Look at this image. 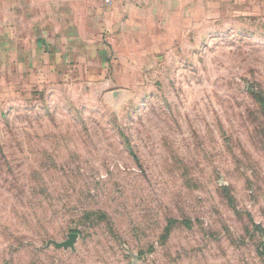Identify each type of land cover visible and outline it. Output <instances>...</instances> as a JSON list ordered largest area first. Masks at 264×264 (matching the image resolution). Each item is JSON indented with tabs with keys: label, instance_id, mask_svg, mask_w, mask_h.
<instances>
[{
	"label": "rangeland",
	"instance_id": "obj_1",
	"mask_svg": "<svg viewBox=\"0 0 264 264\" xmlns=\"http://www.w3.org/2000/svg\"><path fill=\"white\" fill-rule=\"evenodd\" d=\"M219 4L108 71L0 62V264H264V0Z\"/></svg>",
	"mask_w": 264,
	"mask_h": 264
},
{
	"label": "crops",
	"instance_id": "obj_2",
	"mask_svg": "<svg viewBox=\"0 0 264 264\" xmlns=\"http://www.w3.org/2000/svg\"><path fill=\"white\" fill-rule=\"evenodd\" d=\"M221 1L0 0V62L10 57L12 72L29 61L32 72L43 65L64 73L98 60L108 71L115 52L124 56L148 36L220 17Z\"/></svg>",
	"mask_w": 264,
	"mask_h": 264
},
{
	"label": "water",
	"instance_id": "obj_3",
	"mask_svg": "<svg viewBox=\"0 0 264 264\" xmlns=\"http://www.w3.org/2000/svg\"><path fill=\"white\" fill-rule=\"evenodd\" d=\"M78 233L76 232H73V233H70L68 235V239L65 240V241H61V242H58V241H50L51 243H53L55 245V247L57 248H72V249H75V243L78 239Z\"/></svg>",
	"mask_w": 264,
	"mask_h": 264
},
{
	"label": "trees",
	"instance_id": "obj_4",
	"mask_svg": "<svg viewBox=\"0 0 264 264\" xmlns=\"http://www.w3.org/2000/svg\"><path fill=\"white\" fill-rule=\"evenodd\" d=\"M258 98H260L259 100V103L261 104V106L264 107V95H259Z\"/></svg>",
	"mask_w": 264,
	"mask_h": 264
}]
</instances>
